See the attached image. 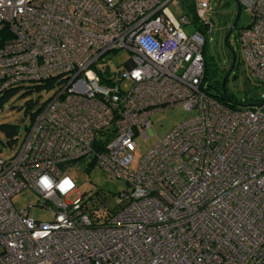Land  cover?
Instances as JSON below:
<instances>
[{
    "label": "built area",
    "instance_id": "obj_1",
    "mask_svg": "<svg viewBox=\"0 0 264 264\" xmlns=\"http://www.w3.org/2000/svg\"><path fill=\"white\" fill-rule=\"evenodd\" d=\"M176 1L0 0V94L56 80L0 158V264H264V0H236L251 15L237 32L242 59L261 87L238 108L202 90L204 37L183 30L188 16L168 9ZM208 9L194 2L206 26ZM119 48L120 70L97 65ZM176 105L197 114L130 169L149 115ZM84 157L127 185L99 224L86 195L57 191L61 165ZM23 188L51 220L13 206Z\"/></svg>",
    "mask_w": 264,
    "mask_h": 264
},
{
    "label": "rangeland",
    "instance_id": "obj_2",
    "mask_svg": "<svg viewBox=\"0 0 264 264\" xmlns=\"http://www.w3.org/2000/svg\"><path fill=\"white\" fill-rule=\"evenodd\" d=\"M197 2L199 0H193ZM209 9L204 13L203 17L209 21L210 25L202 26L200 18H197L191 11H185L180 0L176 5H168L169 11L174 17L180 14H186L190 23L183 27L186 33L199 28L200 33L204 37V55L207 59H211L212 64L209 65L211 76L209 82L217 85L222 82L225 72H227L223 87L227 94H231L237 99H243L247 95H257L261 91V87L257 80L251 78L246 71L242 54L239 47L237 32L240 28L247 26L251 21V15L244 7L240 6L237 13L236 0H207ZM236 21V28L229 33L227 44L224 42V36L228 28ZM234 53L235 63L228 70V66ZM128 57V52L124 49H116L103 54L97 65L101 68L107 67L109 72L115 73L122 68V63ZM120 89H126L128 82L121 80L116 83ZM213 91L212 88L209 87ZM25 87L18 90L4 103L0 109V123L15 124L20 129L17 134L16 144L11 147L3 146L4 136L0 132V158L5 159L15 150L17 142L23 135V126L28 123L27 111H23V103L25 100H37L29 111L34 110L42 101H44L49 92L43 90L37 91L32 89L30 93L21 94ZM197 114L195 108L184 109L179 105L165 107L154 111L149 115V126L146 129V136L140 134L134 136L135 147L132 154L130 169H135L139 159L147 149L153 146L158 139L163 137L170 129L179 122ZM139 132L141 128L139 127ZM88 157L79 158L69 163L61 165V175L57 184V191L60 198L69 202L79 194H92L97 191V198L111 199L114 194L123 190L127 185L117 179L110 178L105 172L97 167ZM37 194L27 188H23L15 193L11 202L15 208H23L30 204L27 215L36 221L46 222L52 219V208L35 205ZM115 201V199L113 200Z\"/></svg>",
    "mask_w": 264,
    "mask_h": 264
},
{
    "label": "trees",
    "instance_id": "obj_3",
    "mask_svg": "<svg viewBox=\"0 0 264 264\" xmlns=\"http://www.w3.org/2000/svg\"><path fill=\"white\" fill-rule=\"evenodd\" d=\"M182 3L184 10L191 11L194 14L193 8H194V1L193 0H180ZM206 20V19H205ZM207 21V20H206ZM202 26H206L204 23L201 22ZM249 25V24H248ZM247 25V26H248ZM199 30V28H197ZM202 56H203V64H204V71L202 76V90L204 93L216 101L220 102L223 105H226L231 108H238V107H252L255 105L259 100V94L257 95H247L243 99H237V97L227 94L224 90V87L222 83H218L217 85L211 84L209 82L211 72L209 70V65L212 64L211 59H207L204 55V48L202 46ZM226 73V72H225ZM56 82L55 79L44 81L43 83L36 84V85H28L26 86L25 90L21 94L30 93L32 89H35L37 91L43 90L47 92L52 85ZM212 88V90L209 89ZM18 90L17 88L7 90L0 94V109L4 105V103ZM37 100H25L23 103V111L26 113L29 112V117L33 115L34 110L29 111V109L32 107L34 103H36ZM19 128L15 124L10 123H0V132L4 136V141H1V144L3 146H9L11 147L15 143V138L17 137V130ZM91 161V160H90ZM92 162V161H91ZM63 165V164H62ZM123 190H120L116 194L111 197V199H98L97 198V191H95L92 194H81V196L86 195L84 201L82 202L81 207L88 211V214L94 221V223L99 224L102 222V220L105 218V215L111 214L115 212L119 207L123 204V199H120L122 197ZM115 199V201H113ZM97 205H102L101 210H96Z\"/></svg>",
    "mask_w": 264,
    "mask_h": 264
},
{
    "label": "water",
    "instance_id": "obj_4",
    "mask_svg": "<svg viewBox=\"0 0 264 264\" xmlns=\"http://www.w3.org/2000/svg\"><path fill=\"white\" fill-rule=\"evenodd\" d=\"M236 8H237V13L239 12V9H240V5L238 4V2L236 1ZM235 20L233 21V23H232V25H234L235 24ZM232 25L228 28V32L225 34V36H224V41H226V39H227V36H228V34H229V32L231 31V29H232ZM234 60H235V58H234V53L232 52V57H231V60H230V62H231V66L229 67V69L232 67V64L234 63ZM228 69V70H229ZM104 73H107V70L105 69L104 70ZM226 74H227V72L225 73V75H224V78H225V76H226ZM224 78L222 79V85H223V81H224ZM19 130L20 129H18L17 130V133H19Z\"/></svg>",
    "mask_w": 264,
    "mask_h": 264
},
{
    "label": "flooded vegetation",
    "instance_id": "obj_5",
    "mask_svg": "<svg viewBox=\"0 0 264 264\" xmlns=\"http://www.w3.org/2000/svg\"><path fill=\"white\" fill-rule=\"evenodd\" d=\"M235 28H236V22H235L234 25H232V29H231L230 32H232L233 30H235ZM227 32H228V30H227ZM230 32H229V33H230ZM228 35H229V34H228ZM227 38H228V36H227ZM224 42H225V44H227V39H226V41H224ZM234 63H235V60H234ZM234 63L232 64V66L234 65ZM230 64H231V62L229 63V66L227 67L228 69H229V67L231 66Z\"/></svg>",
    "mask_w": 264,
    "mask_h": 264
}]
</instances>
